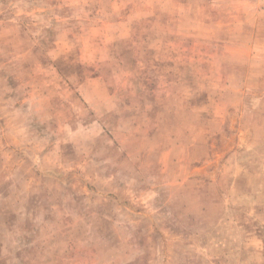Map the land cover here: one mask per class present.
Returning a JSON list of instances; mask_svg holds the SVG:
<instances>
[{"label": "rangeland", "instance_id": "374dc122", "mask_svg": "<svg viewBox=\"0 0 264 264\" xmlns=\"http://www.w3.org/2000/svg\"><path fill=\"white\" fill-rule=\"evenodd\" d=\"M0 264H264V0H0Z\"/></svg>", "mask_w": 264, "mask_h": 264}]
</instances>
